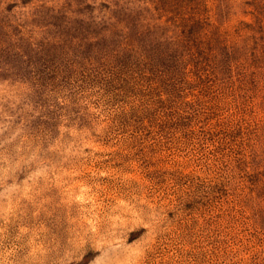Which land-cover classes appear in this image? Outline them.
Masks as SVG:
<instances>
[{"label":"rangeland","instance_id":"1","mask_svg":"<svg viewBox=\"0 0 264 264\" xmlns=\"http://www.w3.org/2000/svg\"><path fill=\"white\" fill-rule=\"evenodd\" d=\"M0 264H264V0H0Z\"/></svg>","mask_w":264,"mask_h":264}]
</instances>
